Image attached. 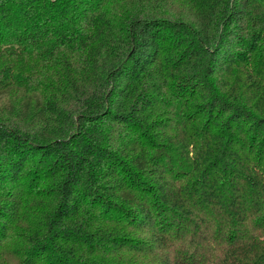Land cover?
Instances as JSON below:
<instances>
[{
  "label": "trees",
  "instance_id": "1",
  "mask_svg": "<svg viewBox=\"0 0 264 264\" xmlns=\"http://www.w3.org/2000/svg\"><path fill=\"white\" fill-rule=\"evenodd\" d=\"M0 264H264V0H0Z\"/></svg>",
  "mask_w": 264,
  "mask_h": 264
}]
</instances>
